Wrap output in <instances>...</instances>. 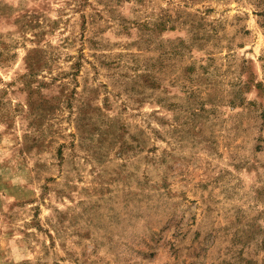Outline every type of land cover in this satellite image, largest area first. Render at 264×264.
Instances as JSON below:
<instances>
[{
  "label": "rangeland",
  "instance_id": "374dc122",
  "mask_svg": "<svg viewBox=\"0 0 264 264\" xmlns=\"http://www.w3.org/2000/svg\"><path fill=\"white\" fill-rule=\"evenodd\" d=\"M0 264H264V0H0Z\"/></svg>",
  "mask_w": 264,
  "mask_h": 264
}]
</instances>
